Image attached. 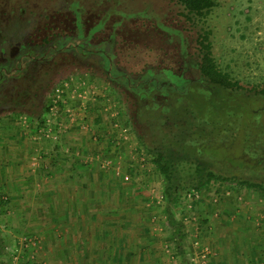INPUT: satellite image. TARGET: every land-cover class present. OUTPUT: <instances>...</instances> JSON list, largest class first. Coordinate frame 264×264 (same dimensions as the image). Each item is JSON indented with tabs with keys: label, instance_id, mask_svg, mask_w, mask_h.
Instances as JSON below:
<instances>
[{
	"label": "rangeland",
	"instance_id": "374dc122",
	"mask_svg": "<svg viewBox=\"0 0 264 264\" xmlns=\"http://www.w3.org/2000/svg\"><path fill=\"white\" fill-rule=\"evenodd\" d=\"M23 2L30 6L38 3L46 7L50 11L51 22H57V25L62 23L64 17L68 18L70 15L78 19L77 12L71 10L77 7L81 10L79 14H82L86 25L94 26L91 34H88L90 30H85L67 40L66 44L63 42L55 48L45 49L41 46L43 43L34 44L33 41L37 39L35 35V39L32 40L31 37L34 34L33 28L38 25L36 21H30L29 26L25 25L28 19L33 17H23L25 20L21 17L22 19L12 21L16 23L17 30L10 28L7 36L17 38L14 40L17 41L18 47L10 48L12 54L8 50L2 52V45H7V42L3 36L0 38V75H10L17 70L16 67H24L26 64L35 65L32 70L36 69L40 78L47 79L48 89L46 97L33 91L34 96L38 95L36 97L44 99L42 105L38 106V113L43 112L40 118L36 117L37 113L26 110L25 107L5 108L1 105L0 136L2 132L10 136L7 131L17 125L15 122L27 127L34 125L36 133L48 140L46 129L49 127V121H55L59 135L60 128L63 133L65 130L69 132V121L82 111V115L88 112L83 110V106L75 105L69 96H66L68 103L65 105L63 97L54 96L56 86L68 82L76 88L77 85L88 83L99 90L97 97L105 99L106 105L102 104V113L96 109L91 112H96L97 115L100 113L108 124L104 129L107 126L109 129H103L96 134L90 125H80L79 128L82 132L93 131V141L99 144L107 141L105 149L109 152L113 149L112 153L107 151L108 154L98 162L100 181L94 183L93 190L96 197L100 198L94 202L97 214L112 209L117 212V230L108 235L104 231L107 229L103 227L104 221L99 220V217L94 232V236L99 239L96 242L99 246L96 247L102 248L101 246L105 245L106 248L108 243L102 244V239L111 242L115 238V256L123 251L120 247L123 249L126 246L129 252V256H126L130 257L128 260L138 263L140 261L143 264H214L223 247H229L231 262L234 264H264V193L239 184L215 180L198 190L192 183H187L189 174L194 172V164L186 155L173 149L177 154L176 160L179 159V180L186 183H183V188L177 192L174 202L169 203L165 193L164 175L153 162V155L140 144L137 133L129 129L130 113L135 104L140 102L146 107L150 99L149 94L154 89L163 88V97L170 96L172 101L177 99L172 95L175 94L171 90L174 89L173 86L177 94V90L188 82V88L200 90L197 85L200 81L197 69V39L201 33L210 30L213 49L221 69L232 79L239 80L246 90L237 95H226L231 106H236L238 102L242 104L245 113L239 110L236 117L243 118L239 123L243 126L240 130L237 129L241 132L236 137L230 130L223 134L224 141L219 139L222 137H217L219 142H216V145L208 143L206 151L212 155L209 165L215 170L239 177L264 179V0H218L219 4L206 18L194 17L192 20L179 13L178 5L170 0H16L14 3ZM21 11L25 15L31 13V9L26 6H22ZM65 22L64 26L69 27L70 20L66 19ZM97 24H100L99 28H96ZM103 26L105 27L102 28ZM28 31L31 32L30 35H27L30 33ZM55 33L62 34L60 30H55L51 35ZM25 35L27 36L23 40ZM108 35L111 38L104 40ZM101 41L108 42L103 49L112 57V76L116 77L114 81L109 78V71L106 72L107 68L102 64L100 67L96 64L87 65L84 63L86 60H76L71 53L73 47L78 45H81L83 50H97L98 47L101 49ZM20 42L30 45L20 52ZM78 51L81 52V49ZM9 55H12V59L8 62L6 56ZM84 56L92 59L88 55ZM54 58H61L64 63L57 65L58 71L52 73L50 69L54 63L49 60L53 61ZM37 60L43 63H36ZM141 61L143 63H140ZM43 70L49 74L46 75ZM67 72L68 74L61 78ZM125 83L136 89L132 91V88H126ZM252 86H257L256 91H248ZM204 92L206 93V89ZM33 95L28 97L27 101L30 103L26 107L32 104ZM139 95L140 100L136 98ZM146 96H149V99ZM54 103L60 105L55 111L51 110ZM155 103L161 105L158 98ZM49 112L52 114L48 118ZM206 112L215 116L217 114L211 110ZM97 115L94 113L91 116ZM205 117L209 118L207 113ZM86 118L88 116L84 117ZM193 124L195 126H191V134L188 135L190 138L198 132L196 123ZM246 124H249V129ZM51 126L53 127L52 124ZM95 128L96 126L94 130ZM207 135L204 137L206 140L210 139ZM53 141V144H57ZM1 142L2 156L5 154L4 144L8 143H4L3 139ZM246 145L250 148L247 152L244 149ZM181 146L183 147V144ZM250 152L254 153V157L249 155ZM242 157L247 162L252 161L255 166L248 163L242 165ZM101 172L104 174L103 179ZM3 194L8 195L5 192ZM222 204L227 206V209L220 208ZM119 213H129L130 220H126L124 216L120 218ZM169 213L181 225L180 234L171 226ZM217 224L219 226H216ZM233 225V231L229 230L230 233L226 230L221 232L222 227ZM125 227L128 231L122 229ZM129 230L134 235H131ZM229 238L232 242H229ZM8 246L10 250L16 249L15 245L13 248L10 244ZM108 252L106 249L105 254ZM8 256L5 254L0 257L6 259ZM123 256L122 254L120 257ZM44 262L48 264L46 260Z\"/></svg>",
	"mask_w": 264,
	"mask_h": 264
},
{
	"label": "crops",
	"instance_id": "0c3cea01",
	"mask_svg": "<svg viewBox=\"0 0 264 264\" xmlns=\"http://www.w3.org/2000/svg\"><path fill=\"white\" fill-rule=\"evenodd\" d=\"M99 93L88 83L76 88L71 86L67 94L88 114L82 115V111L69 121L70 131L63 133L61 130L59 143L55 140L57 144L41 138L34 125L27 127L20 122H15L17 125L7 131L10 136L1 133L0 147L3 149L1 139L8 144H4L5 154H0V189L4 190L0 191V256L8 254L6 259H12L16 253L18 260L28 259L32 264H42L44 260L48 264H143L128 260L126 246L120 247L123 251L115 256V238L111 242L102 239V244L108 243L106 248L105 245L96 247L99 239L94 232L99 217L104 221L103 227L107 228L104 231L108 235L117 230L115 209L97 214L94 206V202L100 199L93 190L94 183L100 181L98 162L109 152L105 149L107 141L99 144L91 139L93 131L97 134L108 125L100 116L104 109L102 104L106 105V102L97 97ZM92 109L100 112L99 115L94 112L97 116L92 117ZM85 116L88 118L84 119ZM84 124L90 125L93 131L82 132L79 126ZM108 129L107 126L104 130ZM103 175L101 172L102 179ZM222 207L227 209L224 204ZM119 216L126 220L131 218L129 213H119ZM226 227H222L221 232L230 233L234 225ZM28 237L35 239L37 244H25L24 239ZM229 242H232L231 238ZM8 244L12 248L15 245L16 249L10 250ZM230 251L229 247H223L214 264H234ZM122 254L124 256L120 257Z\"/></svg>",
	"mask_w": 264,
	"mask_h": 264
},
{
	"label": "trees",
	"instance_id": "16d2710c",
	"mask_svg": "<svg viewBox=\"0 0 264 264\" xmlns=\"http://www.w3.org/2000/svg\"><path fill=\"white\" fill-rule=\"evenodd\" d=\"M11 0H0V32L7 42V45H2V52L6 50L10 51V48L16 47L17 41L14 37H9L7 35L10 28L13 31L17 30L15 22H12L16 19H22L23 17H33L31 20L25 23L26 26L30 21H36L34 18H38L36 27L33 28V33L31 35L32 40L35 39L34 35L37 37L34 44L43 43L46 44L50 38L51 33L55 31V27L59 28L60 24L57 26L55 22H51L50 11L46 7L38 3H34V6H30L26 3H14L10 2ZM174 4L178 5L180 8L179 13L184 15L189 20H192L194 17L206 18L214 9L215 6L219 4L218 0H170ZM10 2V4L8 3ZM26 6L28 9H31L30 14H23L21 7ZM29 11V10H28ZM47 12V14H46ZM22 17V18H21ZM23 20H25L23 18ZM11 22V24L9 23ZM47 22L53 23L46 25ZM9 23V24H8ZM28 30V29H27ZM26 30V31H27ZM30 32V31H28ZM28 33L27 35H30ZM212 31L206 30L204 33H201L197 39L198 47V64L197 69L199 73V85L200 90L188 88V83L184 85L176 93V88L173 86V90L177 99L171 100V97H163L162 92H165L157 88L151 91L150 99L149 96L146 98L149 99L148 103L143 107V104H135V108L130 113V128L133 129L137 136L139 137L140 144L153 155V162L157 165L160 172L164 175L165 178V193L167 196V201L169 203L174 202L177 192L183 188V183L181 182L180 174L177 164H179V159L176 160L177 154L174 153L173 149L176 152H181L186 157L189 158L190 162L194 164L193 174H189V181L187 183H192V185L201 190L203 187L208 186L211 181H220L223 183H235L241 186H245L249 189L261 190L264 193V179L255 180L239 177L232 173H225L222 170H215L210 167L209 162L211 163L212 155L208 154L206 151V146L208 143L210 145H216L217 137H222L224 133L230 132L233 133L234 137L239 135L240 128L243 126L239 124L241 120L239 117H236L238 111L243 112L242 104L238 102V106H231L227 102L226 95L227 93L230 96L237 95L238 93L245 91L246 87L239 81L232 79L231 76L223 71L219 65L217 57L213 49V41L211 39ZM23 37L25 40L26 36ZM14 40V41H13ZM6 46H8L6 48ZM18 47V46H17ZM13 52H11L12 54ZM8 62L12 59V55L6 56ZM55 60V61H54ZM54 60H49V62L54 63L50 72H57V65L63 64L64 61L61 58H54ZM140 63H143L141 61ZM49 72H46V75ZM64 74L61 78H64ZM6 77V76H5ZM109 78L116 79L109 74ZM45 85H41V89L37 90V93H42L43 97L47 95L46 89H48V81L46 78L42 77ZM126 88L131 89L132 91L136 89L134 86H130L129 83H125ZM257 86H252L248 91H256ZM203 88V89H202ZM206 89V93L204 90ZM264 91V90H263ZM264 93V92H263ZM5 94V93H4ZM207 94V95H205ZM140 100L141 95L136 96ZM159 99L161 105L154 104L156 99ZM40 99V100H39ZM164 102H163V101ZM44 99L37 98V101H32L30 107H25L26 110L33 111L37 113L36 117H41L43 112L38 113V106L42 105ZM165 101L167 103H165ZM4 102V101H3ZM2 103V102H1ZM248 103V102H247ZM245 104V103H244ZM9 104L7 107H11ZM22 107V108H23ZM211 110L213 113L216 112V116L206 112L208 117H205V111ZM222 116H219L221 115ZM225 115V116H224ZM205 117V118H204ZM196 123V128H198L197 134H193V138L188 137L191 134V126ZM148 125V126H147ZM247 129L249 124H246ZM203 133V135H202ZM205 133V135H204ZM208 134V135H207ZM202 135V136H201ZM210 136V139H205V136ZM213 136V138H211ZM233 137V138H234ZM221 141H224L219 138ZM257 141V140H256ZM183 144V147L181 146ZM245 151H249L250 148L246 145ZM254 153L250 152L249 155L254 157ZM216 155H213L215 157ZM188 160V161H189ZM218 160V159H217ZM230 162V161H229ZM242 165L253 164V162H247L245 158H241ZM231 163V162H230ZM228 164V163H227ZM255 166V164H253ZM220 167V166H219ZM264 172V170H262ZM170 224L175 228L176 233H181V225L179 222L174 220V217L169 213ZM179 224V225H178Z\"/></svg>",
	"mask_w": 264,
	"mask_h": 264
},
{
	"label": "flooded vegetation",
	"instance_id": "af4514ba",
	"mask_svg": "<svg viewBox=\"0 0 264 264\" xmlns=\"http://www.w3.org/2000/svg\"><path fill=\"white\" fill-rule=\"evenodd\" d=\"M68 3L71 5L74 4L73 2H68ZM71 10L73 12H77L76 15L78 17H76V18H78V19H75V17L74 18L71 17V15L68 18L64 17L62 19L63 20L62 23H60V27L59 28L55 27V30H60L62 34L55 33L54 35H51L50 40L46 44L41 45L42 47L47 49L49 47L55 48V46L59 43L64 42L63 44H66L69 41V39L76 37L79 34V32H84L85 30H88V31L90 30V32L88 34L92 33L94 26L92 24L89 26L86 25V23L82 20V14H79L81 12V10H79L77 7H74V9H71ZM73 12H71L72 15H73ZM67 13H69V12H67ZM34 19L36 21L38 20V18H36V17ZM66 19L70 20V24L68 25L69 27L64 26V24L66 23L65 22ZM51 24H53V23H50V22L46 23V25H50L49 27H51ZM55 24L57 25V22H55ZM100 24H97V26L95 25L96 28H99ZM104 27L105 26H103L102 28H104ZM86 35H87V33H86ZM0 38H2L1 32H0ZM110 38H111V36L108 35L104 40H109ZM102 42L103 41L100 42L101 43V49L98 47L97 50H91V49L83 50V48H81V45H78L76 48L73 47V50L71 51V53L73 54V56H75L76 60H79V61L80 60H86L84 63H86L87 65L91 66V65L96 64L97 67H100L102 64L105 68H107L106 72L109 71L108 75L109 74L111 75L112 72L114 71L112 57H110V55H107L103 49L104 47H106V44L108 42L104 41L103 46H102ZM29 45H30V43L23 44V42H20L19 43V51L21 52V50H23V49L26 50ZM7 47L8 46H6V48ZM64 48L65 47L62 48V51H64ZM77 48L81 49V52H79ZM58 50H61V49H58ZM65 50H67V49H65ZM84 55H88L92 59H89L88 57L86 58ZM73 56H72V59H74ZM6 60H7V58H6ZM38 62L40 63L41 61L37 60L36 63H38ZM42 63H40V64H42ZM33 66H35V65H33ZM33 66L26 64L24 67L23 66L22 67H20V66L16 67V69H17L16 71H13L11 69L13 72L10 73V75L9 74H6V75L1 74L0 75V107L2 105V106H5V108H8L7 106L9 104H11L12 105L11 108H16V107L22 108L23 106H26L27 104L30 103V101L28 102L27 99H28V97H31L33 95V93H34L33 91L37 92V90L39 88L41 89V87H42L41 85H43V84L45 85V81L43 82L41 80L42 78L39 77L38 72L36 73V69H34V71L32 70ZM43 71H45V70H43ZM15 79H16V81H15ZM42 82H43V84H42ZM4 90L6 92H4ZM36 96H38V95L34 96V98L32 99L33 102L35 100H37V98H39Z\"/></svg>",
	"mask_w": 264,
	"mask_h": 264
},
{
	"label": "built area",
	"instance_id": "2783aa9c",
	"mask_svg": "<svg viewBox=\"0 0 264 264\" xmlns=\"http://www.w3.org/2000/svg\"><path fill=\"white\" fill-rule=\"evenodd\" d=\"M71 86L73 85H69L68 82H65V83H61L60 85H57L56 88H55V93H54V96H57V97H63V102H65L64 104L67 105L68 103V98H66V96H69L67 93L68 91L71 89ZM55 104V103H54ZM60 107V105H53V107H51V110L53 109V111L56 110V108ZM48 118L49 116H51V112L48 113ZM55 121H53L51 123V121H49V123H47V125L49 126L47 129H46V136L49 138V140H58L59 138V133L56 131V126L54 125ZM50 124L53 125V127L51 126L50 127ZM59 127V126H58ZM59 130V128H58ZM61 131V128L59 130V132ZM127 131V129H126ZM128 138V136H127ZM35 239H31V238H25L24 241H25V244H28L33 242L35 243L34 241ZM36 245V243L34 244ZM16 253H13V257L12 259H2L0 258V264H32V262L28 259H24V260H18V256L15 255Z\"/></svg>",
	"mask_w": 264,
	"mask_h": 264
}]
</instances>
